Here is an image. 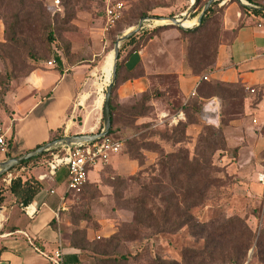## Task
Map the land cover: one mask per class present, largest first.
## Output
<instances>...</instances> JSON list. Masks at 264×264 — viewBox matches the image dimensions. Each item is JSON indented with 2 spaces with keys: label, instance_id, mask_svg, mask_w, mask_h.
<instances>
[{
  "label": "rangeland",
  "instance_id": "rangeland-1",
  "mask_svg": "<svg viewBox=\"0 0 264 264\" xmlns=\"http://www.w3.org/2000/svg\"><path fill=\"white\" fill-rule=\"evenodd\" d=\"M55 1L0 0V75L9 76L8 89L13 90L30 71L52 69L48 60L52 59L53 54L62 58L65 67L84 63L89 65L90 74L86 75L81 86L85 92L81 107L85 114L84 126L78 114L72 124V113L69 112L63 135L75 134L71 132L80 129V126L82 133L88 132V128L100 120L98 126L92 129L95 133L101 130L103 122L102 105L97 107V93L92 80L95 76L103 80V98L108 83L104 81L100 70L111 55L117 37L138 22L140 12H147L150 17L182 18L190 0H112L122 5L121 15L112 25L107 23L102 0H59L58 4ZM254 1L264 5V0ZM241 5L239 0H197L187 18L194 20L192 26L184 28L169 24L171 26L168 28L147 34L155 27L168 25L149 20L135 34L139 37L138 45H127L126 41L120 44L117 60L120 63L119 77L128 79L115 81L112 93L115 108L113 133L124 142L120 155L128 158L129 143L135 140L164 142L163 134L169 133L177 122L169 125L168 121H161L160 114L164 110L173 112L186 99L178 85L179 74L209 73L217 46L229 41L233 35L225 29L226 14L234 9L241 17ZM211 6L214 12L199 26L200 22L196 20L198 15L203 10L204 15ZM12 25L15 41L9 38ZM50 30L54 38L52 41L47 38ZM198 62L207 65H202L197 71L195 66ZM138 78L144 79V90L124 98L118 95L122 84ZM211 81L204 82L201 94L215 95L221 102L219 122L222 119L225 123L223 132L232 120L244 119L247 122L233 136L230 151L224 154L217 151L214 155V162L226 182L212 188L206 201L193 209L201 221L217 220L207 227L205 236H193L186 227L174 233L157 234H149L146 229L140 228V234H135L138 225L130 201L140 194L141 184L146 179L140 177L138 180H128L125 186H119L113 178L115 170L110 171L108 168L109 162L98 165L89 170L82 193L70 195L66 200V209L60 211L63 217L62 236L68 243L72 236L75 240L81 239L83 229L87 228L89 242L82 243L83 249L79 252L81 264H264L258 261L254 251L257 239L264 230V136L260 133L264 121H261L259 112L264 111V103L260 110H253L260 98L258 88L254 91L238 86L222 89ZM230 89L238 91L235 96L228 95L227 90ZM143 91L148 94L147 99L140 98ZM141 104L147 108L146 115L133 119L134 110ZM246 104L251 111L248 115L243 110ZM9 113V108L0 105V123L2 115ZM219 122L214 125H219ZM68 123H71V127L67 129ZM224 136L226 139L225 132ZM260 137L263 138L260 140L262 142L254 146L256 138ZM236 145V158H232V147ZM144 147L147 148L141 150L146 157L143 167H147L155 162L158 153L148 145ZM166 149L172 151L168 145ZM54 150L64 153L62 147ZM9 155L16 156L7 153L4 159L10 158ZM47 157L48 151L43 157L15 166L11 172L18 173L22 179L36 176L45 171L41 162ZM55 177L61 183V188L66 190L67 171L60 168ZM229 217H237L241 221L237 230L217 239L211 231ZM77 229L81 232L73 234ZM118 231L120 233L109 245H100ZM187 249H197L204 254L195 256L189 254ZM119 256L128 258L119 262L115 259Z\"/></svg>",
  "mask_w": 264,
  "mask_h": 264
},
{
  "label": "crops",
  "instance_id": "crops-1",
  "mask_svg": "<svg viewBox=\"0 0 264 264\" xmlns=\"http://www.w3.org/2000/svg\"><path fill=\"white\" fill-rule=\"evenodd\" d=\"M238 16L239 13L234 9H231L229 14L227 12L225 29L233 35L229 41L219 45L214 66L207 75L209 79L223 83H239L245 89L258 88L261 99L253 108L258 111L264 103V16L254 14ZM240 22L242 24H239ZM88 66L85 63L68 65L64 66L63 72L54 69H34L13 90L7 92L5 102L10 113L2 115L0 126L7 139L12 137V146L10 149L8 147L11 155H19L50 140L54 131L64 125L69 112L72 113V124L78 114L81 125L84 126L85 114L81 107L85 92L81 86L84 84L86 75L90 74ZM200 76L179 74L178 85L185 97L190 95ZM92 81L97 93L96 104L100 108L103 104V82L97 76ZM145 87L143 78L127 81L119 87L118 95L124 98L144 90ZM211 99L218 100L216 97ZM244 111L247 115L251 113L248 104L245 105ZM162 112L168 113L166 110ZM259 112H261V121H264V111ZM99 122L100 120L95 121L85 133H91ZM71 123L67 124V129L71 127ZM246 125L247 122L244 119L231 121L224 130L228 146L235 133ZM71 133H82L81 126L80 129ZM262 139V137L256 138L257 141L255 140L253 145L257 146ZM4 157L2 156L0 160H5ZM109 164L120 175L132 174L139 168L135 160L119 153L111 156ZM44 170L40 173L46 172V169ZM55 176L44 179L45 187L34 197L33 202H36L37 211L33 217L27 216L21 206L15 202L14 196L8 190L10 183L6 182L5 176L0 180L1 196L4 197L0 205V264H46L45 257L35 248L33 241H37L44 253H50L61 245L64 264H81L80 254L71 248L62 236L61 212L58 219L55 218L60 196L66 191L61 188V183ZM51 190L54 192L51 193ZM56 198L58 200L54 208L49 203H53ZM52 219L57 222L56 229L50 225Z\"/></svg>",
  "mask_w": 264,
  "mask_h": 264
},
{
  "label": "trees",
  "instance_id": "trees-1",
  "mask_svg": "<svg viewBox=\"0 0 264 264\" xmlns=\"http://www.w3.org/2000/svg\"><path fill=\"white\" fill-rule=\"evenodd\" d=\"M248 1L253 4L261 5L254 0ZM241 10L243 11L242 15L254 14L264 16V11L252 9L244 5H241ZM211 12H214L212 6L204 15L201 16L199 26L203 25L208 20V18L210 17L209 14ZM147 14V12H140L138 16H144ZM239 24L242 23L240 22ZM170 26L171 25L169 24L160 25L147 31V34H154L160 29L168 28ZM179 29L181 31H184L181 28ZM184 32H190V30H186ZM9 38L12 41L16 40L13 25L9 29ZM47 38L49 41H52L54 39L51 30L48 32ZM138 42L139 37L133 35L126 41L125 44L136 46V44L138 45ZM219 45L216 48L215 57L213 59L212 65L209 67V70L214 66ZM49 60H54L52 69L58 72H63L64 62L58 54H53L52 59ZM202 65L206 66L207 63L198 62L195 66L196 70L199 71ZM119 71L120 63L117 62L116 82L120 80H128L120 78ZM5 77L0 75V105H2L3 108L5 107V109H8V106L5 102V95L10 91V89H8L9 83L7 80L9 79V76L5 75ZM22 80L20 81V83L22 82ZM210 80L211 79L201 80L196 87L195 94L186 97L184 103L180 107L176 108L173 112L166 110L169 115L175 114L179 110H181L184 113L185 118L184 120H178L177 123L170 128L169 133L167 131L165 134H163V143L142 140H135L129 143V148L127 149L128 158L131 160H135L139 166L135 173L123 176L115 172V174L113 175V178L117 180V185L119 186H125L128 180H138L140 177L146 179V182H143L141 184L140 194L130 201V203H132V205L134 206L133 210L135 211V223L138 225L135 230V234H140V228L146 229L149 234H157L174 233L176 231H179L183 227H186L188 230H190L189 233L193 236H205L204 232L207 230V227H209L217 220L213 219L210 221H201L193 213V209L195 207L202 205L206 201L209 191L212 188L226 182L224 175L220 174V168L214 162V155L217 151H220L222 154H224V152L228 153L230 151L223 132V126L225 125L223 120L221 119L219 125L215 126L214 124L205 122L201 118V111L205 104V100L215 96L212 94L208 96H204L201 94L204 82ZM212 80L213 81L211 82L215 83L217 87H221L222 89H225L224 87L231 86H238L245 89L239 83L230 84L223 83L214 79ZM114 87L115 85L113 86L112 93ZM256 89L257 88H252L253 91ZM227 92H229L228 95L230 97H233L238 91L230 89L227 90ZM148 97V94L143 91L140 98L147 99ZM260 99L261 93L259 100ZM146 110L147 108L144 107L143 104H141L138 109L134 110V113L132 115L133 119L146 115ZM189 111H191V113ZM110 113L111 128L107 136H110L112 138H120L113 133L114 129L112 127V123L114 121L115 108L112 103V96L110 103ZM63 128L64 125L59 126L51 135L50 140L62 137L64 134ZM260 133L264 136V123H262ZM6 144L8 147H11L12 137L6 140ZM145 145H148L151 149L158 153V157L155 162L147 167H143L144 162L146 161V157L145 154L141 151L147 148L144 147ZM167 145L172 149V151H168L166 149ZM237 147L238 146L232 147V158H236L235 156L237 153ZM52 150H50L52 151V153L56 151L54 149ZM50 151H48V153ZM44 153L24 160L17 166H21L32 159L43 157ZM108 168L110 171L114 170L111 166H109ZM4 176L5 174H0V180L4 179ZM85 184L77 194L82 193ZM44 187V180L38 179L37 175L30 176L26 179H22V176L18 175L11 180L10 185L8 186V190L14 196L15 202L18 205H25L32 202L34 200V197ZM1 193L2 191H0V205L4 200V197L1 196ZM53 203L49 204L55 208L57 200H54ZM239 222H241L239 218L229 217L222 221L220 224L216 225L211 233L214 234L217 239L227 237L230 231L233 230V232H235L237 230ZM50 225L51 227L56 229V220L52 219L50 221ZM86 229L87 228L83 229V235L81 239L75 240L72 236L68 243L69 246L75 249L78 253L83 249L82 243L89 242L87 239ZM79 232L81 231L77 229L73 232V234H77ZM119 233L120 232L118 231L117 234L112 235L111 237L106 239L105 243H101L100 245H109L110 241L118 236ZM33 244L37 250L42 251L38 246L37 241H33ZM255 246L256 247L254 248V251L258 257V261L264 263V230L261 233L259 239H257ZM187 252L195 256H201L204 254V252L198 251L197 249H187ZM124 258L128 257H115L116 261L119 262Z\"/></svg>",
  "mask_w": 264,
  "mask_h": 264
},
{
  "label": "built area",
  "instance_id": "built-area-1",
  "mask_svg": "<svg viewBox=\"0 0 264 264\" xmlns=\"http://www.w3.org/2000/svg\"><path fill=\"white\" fill-rule=\"evenodd\" d=\"M103 1L105 3L104 11L107 17V23L112 25L120 17L122 5L120 2L112 0ZM55 2L58 4L59 0H56ZM48 64L52 66L54 60H49ZM207 79H209L207 74L201 75L190 95L195 94L196 87L201 80ZM190 95H188V97ZM219 108L220 102L218 100L208 99L207 104L201 111V118L207 123L218 124ZM184 118V113L181 110L171 115L166 112L160 114L161 121H168L169 125ZM122 146L123 140L121 138H112L106 135L93 142L77 143L71 147L66 146L64 153H52L53 150L48 153V157L41 162V164L44 165L46 172L39 173L37 175L38 179L44 180L46 178H53L61 167H64L68 174L67 189L65 193L60 196V204L55 213L56 219L59 217V212L66 209V200L69 195L77 194L82 189L88 179L89 170L98 165L108 163L111 156L120 153ZM7 153L8 146L6 144L3 129L0 126V155L5 156ZM18 175V173L13 174L11 171H8L5 174V180L9 184L11 180ZM50 192L53 193L54 191L51 190ZM20 206L24 213L29 217H33L37 211L36 202L33 201L25 205L20 204ZM40 252L45 257L46 264H64V253L61 245L50 253Z\"/></svg>",
  "mask_w": 264,
  "mask_h": 264
},
{
  "label": "water",
  "instance_id": "water-1",
  "mask_svg": "<svg viewBox=\"0 0 264 264\" xmlns=\"http://www.w3.org/2000/svg\"><path fill=\"white\" fill-rule=\"evenodd\" d=\"M244 6L250 7L252 9L264 11V5H256L248 2H244L239 0ZM197 0H191L189 7L183 12L182 18L176 17H150L147 15L141 16L138 22L129 28H127L121 35L117 37L114 42L113 46V70H112V79L111 82L108 84L103 104H102V128L98 132H91V133H79V134H72V135H63L60 138L48 140L38 146H35L32 149L27 150L24 153H21L16 156H12L7 158L3 161H0V174H4L7 171L11 170L15 166L21 164L24 160L30 159L37 155L43 154L46 151H50L52 149L62 147V146H73L77 143H89L96 140L101 139L102 137L106 136L111 128V113H110V103H111V96H112V89L115 85L116 81V67H117V60L119 58V50L120 44L124 41H127L130 37L135 35L139 32L140 29L143 28V25L146 21L152 20L156 23V21L163 20L164 23L161 24H172L177 25L178 27H184L182 25V21L186 20L190 15V12L194 10L196 6ZM204 10L198 15L197 22H200L201 16Z\"/></svg>",
  "mask_w": 264,
  "mask_h": 264
},
{
  "label": "bare ground",
  "instance_id": "bare-ground-1",
  "mask_svg": "<svg viewBox=\"0 0 264 264\" xmlns=\"http://www.w3.org/2000/svg\"><path fill=\"white\" fill-rule=\"evenodd\" d=\"M244 2H246V1H244ZM156 23L161 24V23H164V21L160 20V21H156ZM193 24H194L193 19H186V20L182 21V25L184 26V28L190 27ZM112 70H113V52L111 51V55H109V57L107 58L106 62L102 65L101 70H100L101 76L104 78V81L107 82L108 84L111 82V79H112ZM98 79H100V77ZM102 82H103V80H102ZM108 84H107V86H108ZM107 86H106V88H107ZM104 94H105V92H104ZM103 99H104V97H103ZM62 149H66V146L62 147ZM56 152H59V151L57 150L53 153H56Z\"/></svg>",
  "mask_w": 264,
  "mask_h": 264
}]
</instances>
